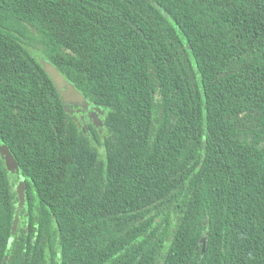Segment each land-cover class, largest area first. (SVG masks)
Listing matches in <instances>:
<instances>
[{"label":"trees","instance_id":"1","mask_svg":"<svg viewBox=\"0 0 264 264\" xmlns=\"http://www.w3.org/2000/svg\"><path fill=\"white\" fill-rule=\"evenodd\" d=\"M0 145V264H264V0H0Z\"/></svg>","mask_w":264,"mask_h":264},{"label":"water","instance_id":"2","mask_svg":"<svg viewBox=\"0 0 264 264\" xmlns=\"http://www.w3.org/2000/svg\"><path fill=\"white\" fill-rule=\"evenodd\" d=\"M44 68L45 71L51 76L52 81L55 83L58 90L61 92L64 102L80 104V105L84 104L85 99L83 95L74 86L67 84L66 79L60 74L59 70L56 67H54L49 63L44 62ZM85 107L87 106L85 105ZM98 120L99 119L95 116L94 121L96 124H98ZM0 155L3 158V160L6 162L7 166H9V164L11 165L14 164L16 161L14 156L10 152V149L6 145H0ZM18 169H19L18 162H16V170ZM25 189L26 188L24 181L21 180L17 185V193L19 195L21 205H23L25 202ZM18 220H19V216L16 215L12 228L13 233L17 229ZM203 251L205 252V249ZM7 259L8 257L6 258L4 264H7Z\"/></svg>","mask_w":264,"mask_h":264},{"label":"rangeland","instance_id":"3","mask_svg":"<svg viewBox=\"0 0 264 264\" xmlns=\"http://www.w3.org/2000/svg\"><path fill=\"white\" fill-rule=\"evenodd\" d=\"M15 158V157H14ZM16 160V159H15ZM16 162L17 161H15V163L14 164H9V166H7V164H6V162H5V164H6V167H7V169L9 168V171L11 172V175H12V177H13V175L14 176H18L19 175V169L18 170H16ZM21 205V204H20Z\"/></svg>","mask_w":264,"mask_h":264},{"label":"flooded vegetation","instance_id":"4","mask_svg":"<svg viewBox=\"0 0 264 264\" xmlns=\"http://www.w3.org/2000/svg\"><path fill=\"white\" fill-rule=\"evenodd\" d=\"M72 106V108L74 107L75 108V110L77 109L78 111H80V109H78V107L77 106H73V105H71ZM83 112H85V111H83ZM83 112H81L82 114H83ZM94 118H95V116H94ZM20 176V174L18 175V177Z\"/></svg>","mask_w":264,"mask_h":264}]
</instances>
